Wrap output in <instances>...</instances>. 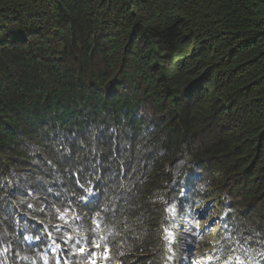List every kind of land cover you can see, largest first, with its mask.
I'll use <instances>...</instances> for the list:
<instances>
[{
  "label": "trees",
  "instance_id": "16d2710c",
  "mask_svg": "<svg viewBox=\"0 0 264 264\" xmlns=\"http://www.w3.org/2000/svg\"><path fill=\"white\" fill-rule=\"evenodd\" d=\"M62 205L116 264H179L189 224L195 259L264 264V0H0L12 264L47 223L69 255Z\"/></svg>",
  "mask_w": 264,
  "mask_h": 264
},
{
  "label": "bare ground",
  "instance_id": "6f19581e",
  "mask_svg": "<svg viewBox=\"0 0 264 264\" xmlns=\"http://www.w3.org/2000/svg\"><path fill=\"white\" fill-rule=\"evenodd\" d=\"M189 204V209L188 210H190V209H195V205L194 204H192V203H188ZM175 218H180V217H175ZM201 219H203L204 220V218H201ZM182 220H184V219H182ZM188 220H190V218H188ZM192 227V228H191ZM190 227V231H189V233L187 234V237L185 238V242H187L186 244H187V248H188V250H189V246L190 245H192V243H193V241H192V231H194V229H196V228H198V226H197V224L196 225H192ZM193 229V230H192ZM186 232V231H185ZM114 240L116 241V237H112V238H110L109 239V241H108V243L106 244V246L109 244V243H112V242H114ZM106 246H102L101 247V250L102 251H106V249H107V247ZM186 251H187V249H184V252L183 253H181L180 254V262H179V264H181L184 260H189V256L187 255V253H186ZM182 255H184V256H182ZM204 257H206V256H204ZM228 262H230V260L228 259ZM177 263H178V261H177ZM203 262H201V264H202ZM188 264V263H187ZM253 264V263H252Z\"/></svg>",
  "mask_w": 264,
  "mask_h": 264
},
{
  "label": "rangeland",
  "instance_id": "374dc122",
  "mask_svg": "<svg viewBox=\"0 0 264 264\" xmlns=\"http://www.w3.org/2000/svg\"><path fill=\"white\" fill-rule=\"evenodd\" d=\"M212 193H207V196H213L211 195ZM187 206L189 207V204L187 203ZM191 210V209H190ZM188 219V218H187ZM176 222V221H175ZM193 224H189V228L192 226ZM192 235V234H191ZM193 239V238H192ZM199 257H202L201 255Z\"/></svg>",
  "mask_w": 264,
  "mask_h": 264
},
{
  "label": "snow or ice",
  "instance_id": "6c2138e0",
  "mask_svg": "<svg viewBox=\"0 0 264 264\" xmlns=\"http://www.w3.org/2000/svg\"><path fill=\"white\" fill-rule=\"evenodd\" d=\"M81 251L83 252L84 250H83V249H81Z\"/></svg>",
  "mask_w": 264,
  "mask_h": 264
}]
</instances>
